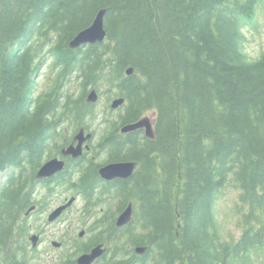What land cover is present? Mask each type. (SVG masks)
Masks as SVG:
<instances>
[{
    "label": "trees",
    "instance_id": "obj_1",
    "mask_svg": "<svg viewBox=\"0 0 264 264\" xmlns=\"http://www.w3.org/2000/svg\"><path fill=\"white\" fill-rule=\"evenodd\" d=\"M263 6L264 0H0V264H34L27 213L34 206L33 213L46 212L58 190L80 195L83 220L93 218L88 241L66 255L102 242L123 255L104 264H264V55L246 63L244 33ZM103 9L106 41L71 49ZM49 59L57 77L36 96ZM92 90L125 100L116 119L109 105L100 113L99 101L88 103ZM101 114V139L92 149L104 160L69 161L40 185L36 174L45 161L81 128L95 137ZM148 114L155 117L154 140L143 131L121 134ZM117 162H136L132 177L102 180L99 168ZM228 187L237 191L240 233L226 239L216 203ZM129 204L132 221L118 229ZM138 247H146L143 256Z\"/></svg>",
    "mask_w": 264,
    "mask_h": 264
},
{
    "label": "rangeland",
    "instance_id": "obj_2",
    "mask_svg": "<svg viewBox=\"0 0 264 264\" xmlns=\"http://www.w3.org/2000/svg\"><path fill=\"white\" fill-rule=\"evenodd\" d=\"M245 37H246V51L248 55L250 53H255L260 57L264 55V6L261 7L256 15V19L253 21L252 24L246 26L244 29ZM57 70L53 67V59H49L45 62L42 66L41 70L39 71L37 77V89H36V96L46 92L55 81L57 77ZM74 85V91L79 92L78 84L79 81L76 77L72 79ZM111 104V100L107 97H102L99 99L98 109L101 111ZM121 111L116 110L113 111V115L111 116L113 119L117 118V115ZM104 116L103 114L100 115V119L93 124V130L95 131V137L101 130V118ZM151 119H154V114H148ZM87 131V130H86ZM92 132V131H89ZM94 137V138H95ZM105 154L99 155L98 159H95V156H92L95 160L100 163L104 160ZM43 192V191H42ZM58 191H54L53 197H48L47 201L51 206V211L56 208L58 205H55L57 202L61 203L65 199L70 198L74 194L72 192H66L64 194L57 193ZM46 195H48L46 193ZM77 196V201L73 205L72 209L67 213L64 217L65 220L63 221H56L52 224L47 222V218L49 212L46 211L44 214H35L29 215V222L32 226L31 234H40V239H43L42 243L39 247L36 248L35 252V261L34 264H58V257L65 255L69 252V248L62 249L61 247L56 248L53 246V242H65L69 240H81L79 238V234L86 230L88 232V221L92 217L88 218L87 220L82 218L83 208H84V201L80 196ZM237 198V191L233 187H228L226 191L220 196L219 200L216 203V214L220 226L221 233L226 239L231 237L238 238L240 231L237 228L236 217L234 215V204ZM48 207L46 208V210ZM48 223V224H47ZM85 241H88L89 236L84 238ZM83 239V240H84ZM73 252V250H72ZM71 252V253H72ZM73 256V255H70ZM77 256V255H76Z\"/></svg>",
    "mask_w": 264,
    "mask_h": 264
},
{
    "label": "water",
    "instance_id": "obj_3",
    "mask_svg": "<svg viewBox=\"0 0 264 264\" xmlns=\"http://www.w3.org/2000/svg\"><path fill=\"white\" fill-rule=\"evenodd\" d=\"M106 10H101L98 12L96 18L94 19L92 25L87 29L78 33L69 43V47L73 50L87 45L101 44L104 43L107 38V32L104 27V17ZM133 74V69L129 68L127 70V75L131 76ZM88 102L95 104L98 101V94L93 90L88 95ZM125 100L123 98L115 99L112 104V110H117L124 104ZM140 130H144L145 137L154 140L155 130L153 121L149 117H144L137 121L136 123L125 125L121 128L122 134H130ZM93 135L91 133L85 135V131L81 128L80 132L75 136L74 142L77 144H72L68 148L62 151L64 156H72L74 159L80 158L83 155V145L85 142L90 141ZM89 145H86V150H89ZM137 163L136 162H117L109 163L99 168V176L104 181H114V180H127L132 177L135 172ZM65 169L64 160L59 158L52 159L46 162L40 170L37 172V179H48L54 175L62 172ZM73 197L67 204L62 205L55 209L49 216V222H54L61 214L70 207L75 201ZM33 210V209H31ZM133 218V207L129 204L128 207L119 215L116 225L118 228H123L131 223ZM83 236V233H81ZM39 236L34 235L31 237L33 247L38 246ZM55 247H60L59 243H53ZM105 248L102 244L96 246L91 250V252L81 255L77 263L78 264H94L98 258L105 254ZM146 251V247L136 248V253L138 255H143Z\"/></svg>",
    "mask_w": 264,
    "mask_h": 264
},
{
    "label": "flooded vegetation",
    "instance_id": "obj_4",
    "mask_svg": "<svg viewBox=\"0 0 264 264\" xmlns=\"http://www.w3.org/2000/svg\"><path fill=\"white\" fill-rule=\"evenodd\" d=\"M84 131H85V135H87L88 133H91V132H88V131H86L85 129H84ZM77 134V133H76ZM75 134V135H76ZM75 135L73 136V139H72V141L70 142V144H68V145H66L63 149H62V151L64 150V149H66V148H68L70 145H72V144H77L76 142H74V139H75ZM94 139V138H93ZM93 139L90 141V143L89 144H87V143H85L84 144V146H83V155H82V157L80 158V159H83V160H87L88 158H90V157H92L93 156V149H92V145H93V143H92V141H93ZM86 145H89V147H90V149L89 150H86ZM62 151H61V154L59 155V156H57V157H53V158H59L60 160H64V162H65V167L66 166H70L71 167V162H75L76 160H78V159H74L72 156H64L63 154H62ZM53 158H51V159H53ZM93 158V157H92ZM51 159H48V160H46L45 162H47V161H49V160H51ZM69 161H71V162H69ZM69 164V165H68ZM66 170V169H65ZM58 174H60V173H58ZM58 174H56L54 177H51V178H49V179H46L45 181H54L57 177H58ZM74 175V174H73ZM43 181L44 180H40V185L43 183ZM74 196V195H73ZM73 196H71L70 198H72ZM78 196H80V195H78ZM52 198H54V197H52ZM70 198H68V199H65L63 202H61V203H59V202H57L55 205H58V206H60V205H64V204H66L67 202H68V200L70 199ZM77 201V200H76ZM75 204V202L67 209V210H65L63 213H62V215L57 219L58 221H63V220H65V216L67 215V213L72 209V207H73V205ZM57 206V207H58ZM56 207V208H57ZM51 206L46 210V211H48L49 213L50 212H52L51 211ZM45 213V212H44ZM43 213V214H44ZM47 213V212H46ZM56 220V221H57ZM55 221V222H56ZM91 222V219L88 221V224ZM88 224H86L87 225V227H89V225ZM81 233H83V236H81ZM80 234H79V238H81L82 239V241H85V239L84 238H86V237H90L93 233L92 232H87L86 230H84V231H82ZM40 237H41V235H40ZM84 239V240H83ZM43 239H41V242H43L42 241ZM81 243V240H69V241H67V243H65V242H60V247L62 248V249H67V248H69V252H72V250H74L75 248H76V246L78 245V244H80ZM100 244H102L103 245V247L105 248V254L103 255V256H101L100 258H98L97 260H96V262L94 263V264H104V263H106V262H119V261H121V260H123V255H120V254H118L117 256L116 255H114L113 254V249H114V247H112V245H110V246H108V245H106L105 243H94V244H91V246L89 247V250L87 251V252H84V253H89L93 248H95L96 246H98V245H100ZM84 253H80V254H78L77 256H70V255H62V256H59L58 257V264H61L62 262H64V261H70V260H73V261H75L73 264H77V259H78V257L80 256V255H82V254H84Z\"/></svg>",
    "mask_w": 264,
    "mask_h": 264
},
{
    "label": "clouds",
    "instance_id": "obj_5",
    "mask_svg": "<svg viewBox=\"0 0 264 264\" xmlns=\"http://www.w3.org/2000/svg\"><path fill=\"white\" fill-rule=\"evenodd\" d=\"M259 59H260L259 55L255 54V53H250L247 60H246V63H249V64L256 63ZM100 139H101V136L98 133L97 136L92 141L93 145L98 143L100 141ZM79 176H80V172L77 171L76 173H74L73 179L77 180L79 178Z\"/></svg>",
    "mask_w": 264,
    "mask_h": 264
},
{
    "label": "bare ground",
    "instance_id": "obj_6",
    "mask_svg": "<svg viewBox=\"0 0 264 264\" xmlns=\"http://www.w3.org/2000/svg\"><path fill=\"white\" fill-rule=\"evenodd\" d=\"M105 10V9H104ZM232 173V172H231ZM222 190V189H221Z\"/></svg>",
    "mask_w": 264,
    "mask_h": 264
}]
</instances>
